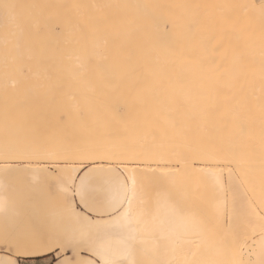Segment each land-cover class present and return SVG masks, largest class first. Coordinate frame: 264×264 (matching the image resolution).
<instances>
[{
	"label": "bare ground",
	"instance_id": "bare-ground-1",
	"mask_svg": "<svg viewBox=\"0 0 264 264\" xmlns=\"http://www.w3.org/2000/svg\"><path fill=\"white\" fill-rule=\"evenodd\" d=\"M39 15L46 18L44 33L18 30L0 51V158L13 154L21 141L30 149L26 156L30 160L102 154L111 158L86 160L94 167L105 162L110 177L122 179L133 169L171 174L170 164L180 158L175 150H152L142 138V152L133 153L115 140L119 135L115 129L104 132L97 126L93 131L100 142L107 141L105 149L99 151L98 146L99 152L94 153L90 146H82L67 151L62 142L74 134L55 133L49 144L46 119L57 117L58 125L65 127L74 126L71 118L82 116L97 124L104 118L142 116V126H172L182 119L192 121L185 126L202 124L210 152L200 169L212 195L227 192L221 173L226 158L234 168L229 174L234 195H264V4L258 6L253 0H45L35 17ZM30 21L35 25V19ZM31 69L33 73L26 74ZM29 82L33 91L21 90ZM25 124L34 132L33 142L23 133ZM117 124L114 121V127ZM77 126L72 128L75 136L82 135L86 122ZM31 161L28 165L37 178L41 167ZM4 186L0 177V212L5 208ZM107 189L109 195L108 183ZM155 195L161 196L147 209L136 232L118 222L108 223L107 216L92 218V223L73 219L81 227L76 238L86 242L89 251L88 260L78 258L81 264H103L105 258L132 264L141 256L145 264H235L240 260L259 264L261 226L257 240L251 237L240 251L224 252L211 239L200 240L201 228L162 196L170 195L167 191ZM225 202L220 196L214 205L219 220ZM137 238L143 243H137ZM52 251L11 256L0 252V261L10 258L19 264V257ZM70 256L56 264H66Z\"/></svg>",
	"mask_w": 264,
	"mask_h": 264
},
{
	"label": "rangeland",
	"instance_id": "rangeland-1",
	"mask_svg": "<svg viewBox=\"0 0 264 264\" xmlns=\"http://www.w3.org/2000/svg\"><path fill=\"white\" fill-rule=\"evenodd\" d=\"M44 2L45 0H0V51L7 44L4 41H8L15 34L19 33L18 30L27 34H30V32L35 34V31L40 35L44 33L45 16L39 15L35 17L36 11L44 5ZM253 3L260 6L264 4V0H253ZM4 4L10 5V7L4 8ZM33 19L36 21L35 25H33L34 22L30 21ZM38 25L41 27L40 31L35 29ZM27 67H30V65ZM32 71L33 69L26 72V74H30ZM9 76L11 74H8ZM29 83H25L21 87L22 89H19L33 91V84L31 83V86ZM39 86L42 85L40 84ZM46 121L47 126L45 128L48 132L49 139L47 138V140L49 144H53L54 140L52 136L55 133L74 134L66 136L62 142V146L67 151L73 150L74 147L78 148L82 146H90L94 153L102 151V148L105 149L107 141L106 143L105 141L100 142L97 134L93 131L97 126L102 127L104 132L115 129L119 133L115 140L127 146L133 153L142 152V138L151 144L152 150L158 151L161 148L175 150V153L180 158L172 162L173 164H170L173 167L170 170V172L172 171L171 174L162 173V170L158 172L155 169L151 171H137L142 175L145 184L150 189L153 185L156 189L143 207L146 210L149 209L155 198L161 196L155 194L160 191H167L170 195L162 196H165L173 203L176 211L183 218L201 228L200 240L210 241L211 239L220 244L224 252L230 250L238 251V246L233 243L234 234L237 230L246 233L248 235L247 240L251 237H255V240L259 238L257 232L262 224L260 216L264 213V195H234L229 184V174L234 172V168L230 165L231 161H228V158H226L227 163L224 164L225 169L221 172L225 184L224 193L226 190L227 192L224 195H212L211 190H209V184L205 181L204 174L200 169L206 164L205 159L210 152L206 149L204 143V136L200 129L202 124H197L199 127H195L194 123L192 124L193 127H191L190 123L185 126V122L192 121L176 119L175 121L180 123L172 126H142V116L116 119L104 118L101 120L102 123L98 124L95 119L82 116L70 119L71 125H74L72 127L59 126V118L57 117L48 118ZM80 121L86 122V127L82 129V135L77 134L75 136L72 128L79 127L77 124ZM114 121L115 124L118 123L115 127ZM200 121L202 120L200 119ZM23 127L24 135L33 137L30 140V142H33L34 136L32 133L34 132L28 131L31 127L29 128L28 124H25ZM98 146L99 151L96 149ZM29 150L28 147H24L21 141H17L12 152L13 154L0 158V177L5 185L2 194L6 198L5 200L2 197L3 201L5 200V208L4 211L0 212V252H8L7 254L11 256L20 254L18 252H34L47 249L55 251L60 249V252L56 255L59 260L55 264L61 261L67 254L72 256L64 260L66 264H81L82 261L88 260L86 256L89 255V251L86 248V242L77 239L81 233L79 224L70 216L63 214L57 206L58 199L63 196L58 187V174L66 163H72L74 166L81 167V170L86 166L96 169L99 176L102 177L97 184L96 195L103 201L108 196L106 181L110 177L111 172L103 166L105 162L99 164V167H94L91 162H88L89 160L84 159L81 161L76 157L72 159L66 157V159L59 160L40 158L31 159V161L26 157ZM156 151H153V155L157 154ZM221 151L222 154L223 151L227 153L226 149H221ZM231 152L235 153V151ZM193 157H198L195 160L194 166L191 164ZM181 159L188 160L189 163L177 165L176 162ZM30 161L32 163L37 161L39 163L38 166L41 167L37 178L34 177V173L28 165ZM127 162L131 163V161ZM112 165L114 166L115 164ZM178 167L179 170H177ZM173 180L174 183L172 185L170 183ZM217 196L225 197L226 200L227 213L225 214V207L223 206L221 220H219L220 216L217 214L218 211H215L214 206L218 200ZM40 209H52L53 213L43 214L40 212ZM92 218L96 219L98 217L93 213ZM197 236L198 234L191 235L194 238ZM5 237L11 240H23L31 237L37 242L27 244V248L24 245L18 249L15 243L11 245L6 244ZM36 248L39 249L37 250ZM76 253H78V257H75ZM140 259V261H143L142 256Z\"/></svg>",
	"mask_w": 264,
	"mask_h": 264
},
{
	"label": "snow or ice",
	"instance_id": "snow-or-ice-1",
	"mask_svg": "<svg viewBox=\"0 0 264 264\" xmlns=\"http://www.w3.org/2000/svg\"><path fill=\"white\" fill-rule=\"evenodd\" d=\"M4 8L10 7L8 4L3 5ZM83 161L84 159H105L111 158L107 155H80L76 157ZM163 159V157H159ZM198 157H193L191 164L195 165V160ZM202 158V157H199ZM177 165L188 164L189 161L185 159L178 160ZM179 170V167L178 169ZM102 177L99 176L96 169L86 166L81 170L78 166H74L72 163H66L64 168L58 174V187L62 198L57 201V206L63 214L70 216L75 220H86L89 223L94 222L92 214L95 213L97 217L101 219L107 216L108 223L118 222L122 227L126 228L130 232H136L137 225L143 222L144 217L148 214L147 210L143 207L156 191L153 185L150 189L145 184L144 179L140 173L133 169L129 175L124 176L122 179L119 177H109L107 183L109 185V195L102 201L97 195V184ZM78 199V203H77ZM75 205V207H74ZM2 207V204H0ZM76 208L80 209V212H76ZM225 214L227 208L225 206ZM43 214H52V209H40ZM260 219L262 221L261 230L262 237H264V213L261 214ZM248 239V235L244 232L237 230L234 234V245L238 246L237 250L243 248L244 243ZM31 237H27L23 240H11L5 237V243L11 245L15 243L17 248L21 245L30 243H36ZM137 243H143L142 240L137 238ZM261 259L259 264H264V238L261 241ZM102 255V253H101ZM0 264H15L12 259H5L0 261ZM99 264V262H94ZM103 264H116V262L105 258ZM132 264H144L143 261H133ZM235 264H245L243 260L236 261Z\"/></svg>",
	"mask_w": 264,
	"mask_h": 264
},
{
	"label": "crops",
	"instance_id": "crops-1",
	"mask_svg": "<svg viewBox=\"0 0 264 264\" xmlns=\"http://www.w3.org/2000/svg\"><path fill=\"white\" fill-rule=\"evenodd\" d=\"M59 252L60 249H57L42 256L19 257L18 262L19 264H55L59 260L56 256Z\"/></svg>",
	"mask_w": 264,
	"mask_h": 264
}]
</instances>
